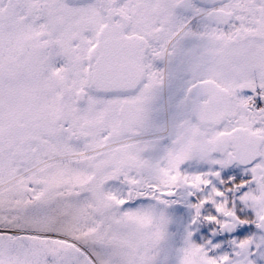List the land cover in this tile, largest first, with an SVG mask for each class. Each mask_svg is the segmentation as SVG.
<instances>
[{
	"label": "snow or ice",
	"instance_id": "obj_1",
	"mask_svg": "<svg viewBox=\"0 0 264 264\" xmlns=\"http://www.w3.org/2000/svg\"><path fill=\"white\" fill-rule=\"evenodd\" d=\"M0 264H264V0H0Z\"/></svg>",
	"mask_w": 264,
	"mask_h": 264
}]
</instances>
